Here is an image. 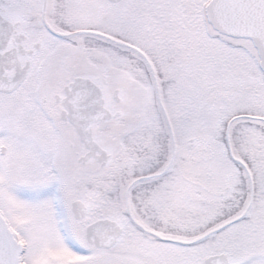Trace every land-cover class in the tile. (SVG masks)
Listing matches in <instances>:
<instances>
[{
	"label": "snow or ice",
	"instance_id": "snow-or-ice-1",
	"mask_svg": "<svg viewBox=\"0 0 264 264\" xmlns=\"http://www.w3.org/2000/svg\"><path fill=\"white\" fill-rule=\"evenodd\" d=\"M0 264H264V0H0Z\"/></svg>",
	"mask_w": 264,
	"mask_h": 264
}]
</instances>
